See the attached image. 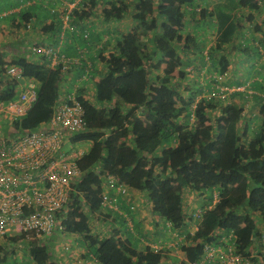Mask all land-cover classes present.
Masks as SVG:
<instances>
[{"label":"trees","instance_id":"1","mask_svg":"<svg viewBox=\"0 0 264 264\" xmlns=\"http://www.w3.org/2000/svg\"><path fill=\"white\" fill-rule=\"evenodd\" d=\"M207 1L104 0L100 13L103 20H120L130 15L140 27L117 36L107 54L104 52L110 42L108 38L103 40L97 49L103 70L89 89L75 83L62 88L65 83L60 81L70 66L62 70L61 64L48 66L49 61H33L26 54L8 60L0 51V76H7L6 80L0 78V99H12L20 89V81L6 72V64L20 65L23 77L35 80L36 100L26 114L13 121L14 126L30 128L47 120L56 99L72 90L84 107L86 128L69 138L91 145L77 161L83 173L72 184L63 223L67 232L79 234L100 264H169L163 251L149 246L137 249L129 237L115 232L100 235L93 230L94 219H103L109 208L102 194L104 174L115 176L128 187V192L133 188L143 190L151 213L170 220L175 228L186 224L185 188L200 191L218 187L220 200L204 213L191 235L195 247L190 256H199L202 241L217 227L233 228L243 246L254 240L251 214H264L263 94L255 101L260 122L253 127L252 119H244V110L251 104L243 98L246 85L236 84L245 88L224 98L215 93L216 85L221 83L217 74L224 73L230 63L225 49L229 44L239 45L235 38L245 27L243 20L250 25L259 20L251 32L260 33V44L251 49L260 53L264 48V15L260 18L264 0H216L211 7ZM97 2L79 0L67 22L70 24L71 20L83 28L81 22L93 14ZM200 13L204 17L195 23L196 29L201 30L200 37L184 33L181 27L187 25L188 17L195 18ZM18 15L21 23L28 26L30 13ZM40 29L44 33L56 29L59 33L61 22L51 20ZM147 29L152 32L148 44L135 40ZM84 30L82 43L90 35L87 29L84 35ZM210 39V44L205 45ZM56 42L59 41H52ZM191 43L196 44L193 59L188 58ZM192 61V68L198 73L207 63L211 64L210 81L201 85L193 77L194 84L189 83L182 92L177 86L178 78ZM212 90L213 95H207ZM115 194L123 196L112 189L106 193L112 206ZM238 207H243L245 213L239 214ZM10 253L13 248L0 247V264L6 262ZM26 253L23 264H63L37 238L26 241Z\"/></svg>","mask_w":264,"mask_h":264},{"label":"built area","instance_id":"2","mask_svg":"<svg viewBox=\"0 0 264 264\" xmlns=\"http://www.w3.org/2000/svg\"><path fill=\"white\" fill-rule=\"evenodd\" d=\"M77 2H66L67 6L62 13L64 22H67ZM87 33L85 31L84 35ZM30 53L42 54L50 65L61 64L62 70L68 69L70 63L80 61L79 58L66 56L59 42H34L30 45ZM5 68L20 83L25 81L20 65L9 63ZM89 76L90 73L84 77ZM216 88L218 95L224 98L234 90H243L245 86L223 88L217 84ZM36 94L35 83L28 80L23 83L16 97L0 99V120L1 115H4L7 127L18 132L12 136L0 133V247L4 248L8 243L17 245V242L25 243L34 238L45 244L42 239L52 235V232H67L63 220L67 215L72 184L83 173L77 161L91 145L87 141L72 142L69 138L71 134L86 128L84 107L77 99L75 90L56 99L47 120L30 128L14 126L13 121L26 114L36 100ZM67 140L71 142L70 147L64 149ZM102 184L105 187L102 194L109 206L112 204L106 195L108 189L123 196L128 193V187L111 174H104ZM220 198L218 187H212L204 205L193 206L185 211L184 227L189 226L187 230L179 231L170 220H165V230L170 237L173 236L168 246L179 249V246L184 245L197 230L204 213L213 208ZM237 212L243 214L245 209L238 207ZM251 217L255 224L252 242L243 246L233 228L217 227L212 230L209 238L202 241L199 256H189L183 264H264V214L252 213ZM21 234L25 237L22 235L15 240L10 239ZM149 245L161 251L162 244L158 241H152ZM68 247V244L64 246L65 249Z\"/></svg>","mask_w":264,"mask_h":264},{"label":"crops","instance_id":"3","mask_svg":"<svg viewBox=\"0 0 264 264\" xmlns=\"http://www.w3.org/2000/svg\"><path fill=\"white\" fill-rule=\"evenodd\" d=\"M71 1L72 0H0V51H4L5 57L10 60L14 59L19 54H26L28 56L30 49H27L26 46H24V43L27 42L26 39H28V42L30 41V44L34 42L52 43V41L56 39L59 41V46L66 56L71 59H80L76 64L70 63V68L68 71L64 72V76L60 81V83H65V86L62 88L64 89L68 84L73 85V83H75L80 87L83 86L85 89H89L90 87H94L95 81L100 74L99 67L104 64L103 61H100L97 58V49L102 44V36H107L108 41L110 42L109 44L112 45L115 38L124 33L128 21L126 16L120 20H103L100 13L104 0H98L93 14L81 22L83 28L79 29V23L76 25L70 20L69 24V21L64 22L62 19V13L67 6L66 2ZM3 12H5L4 15ZM21 12L30 13L29 22H27L29 27H26V25L24 26L21 23L20 16L18 15V13ZM73 14L74 12H72V16ZM51 20H55L57 23L61 22L62 29L59 30V33L58 31L56 32V29H53L51 33H44L41 31L40 27L42 24L50 22ZM84 28L85 30H89L90 35L85 43H82V37L80 36ZM245 28L247 30L245 31L241 29L237 35V39L235 38L236 45H238V41L241 42V45L239 44L236 49H238V47L247 46L249 48L244 51V54L245 52H248L250 53V56L253 57L255 51L251 49V46L253 45L252 38L251 41L249 39L250 35L252 37V32L246 24ZM2 32H8L11 33V35L3 36L1 34ZM241 35H244L245 37ZM13 42L16 43V46L14 47ZM236 53L242 58L245 56L248 58V55H244L243 51H235L232 54L237 56ZM29 55L30 56L28 57L33 61L48 62L42 54L30 53ZM254 55L255 57L258 56L257 53ZM239 63V59L233 60L232 62L230 59L226 71L222 74H217V78L224 86H236L238 83L243 84L246 80L244 85H246L247 89L243 98H248L249 102L252 103V101L254 102V100H257L259 94L264 93V72L260 73L258 69H255L254 66L250 65L248 66L250 73L243 76V73L246 72L243 71L241 68L242 66H239ZM47 64L50 66V63ZM215 72L216 71L213 72V75ZM88 73H90V76L85 78V74ZM92 73L94 74L92 75ZM1 77L3 80H6L5 77L7 76L2 75L0 78ZM240 79L243 82H241ZM24 80H32L35 82L33 79ZM25 81L20 83V88ZM206 88L208 87L206 86ZM213 93L214 91L212 90L211 92H208L207 95H213ZM215 95L219 96L218 90ZM187 190H190V188H186L184 193ZM111 193L114 194V192ZM194 193L198 195L200 202H197L196 200L195 204V200H192L191 198L190 201L184 199L185 211L190 209L189 206L192 205V202V207L206 202L210 195V190H192L191 195H194ZM114 201L115 203L113 206H109V208L106 209L107 211H105L103 219L98 221L93 218L95 220L93 230L97 231L100 235H107L111 232H115L116 235L123 238L129 237L137 249H143L150 246V242L158 241L162 244L161 251L166 253L169 264H182L184 261L186 262V258L188 259L190 256V250H194L195 243L192 238H189L184 242V245L179 246V249L174 246H168V241H170L173 236L170 237L166 232L164 227L165 220L159 218L157 214L151 213L148 198L143 190L133 188L125 196L115 194ZM186 228H189V226L179 228V231L187 230ZM67 234L72 235L73 240L75 238L74 242L79 246V248L69 246L68 249H66L68 255H72L75 258L74 264H100L96 261L87 245H83L84 241L79 234L72 232ZM71 248L74 249L72 250ZM23 258L21 259L22 261Z\"/></svg>","mask_w":264,"mask_h":264},{"label":"rangeland","instance_id":"4","mask_svg":"<svg viewBox=\"0 0 264 264\" xmlns=\"http://www.w3.org/2000/svg\"><path fill=\"white\" fill-rule=\"evenodd\" d=\"M215 1L216 0H208L207 1V6L209 5L211 7L212 3L215 2ZM263 15H264V12H261L260 13V18ZM126 17H127L126 19H127L128 22L126 24L127 27H126V30L124 31V33L127 32V31H130V30L133 31L135 29L138 31V29H139L138 27H140V25L137 26L135 24V21H133L131 19L130 15H127ZM203 17L204 16L201 13L198 14V16H196L195 18L188 17V21L186 23L187 25L184 24L183 27H181V29L183 30L184 33H189L191 35H194L196 38L200 37V35H201L200 31L201 30L196 29L195 23H196V19H203ZM258 18H259V16H258ZM242 22L244 24L248 25L250 30H251L252 26L255 28L258 25L259 20L256 19V21H254L252 25H250V23H248V21H246V20H243ZM199 23L200 24H204V23H202L200 21H199ZM197 30H198V32H197ZM243 30L246 31L247 29L244 27ZM1 34L3 36L11 35V33H8V32L7 33L2 32ZM151 35H152V32L147 29V32H143L141 35L136 37L135 40L143 42L145 44H148L147 41H148V39H149V37ZM209 35L212 36V33L209 34ZM253 35H254V37H253ZM251 38H252L253 45H257L258 46L260 44V41H259V40H261L260 33H258V32H254V34L252 33V37H251V35L249 36L250 41H251ZM6 41H7V39H6ZM26 41L27 42L24 43V46H26L27 49H30V45H31L30 41L28 42V39H26ZM211 41H212V39L207 41L205 43V45L208 46ZM102 42H103V39H102ZM112 43L114 44L115 41H113ZM238 43L241 44L240 41H238ZM14 46H16V43L13 42V47ZM189 46H190V51L188 50V53H189L188 58H192L193 59V54H194L193 52H196V49H195L196 44L195 43H191V45H189ZM111 49H112V45L110 44V46L105 50L104 53L107 54V52L109 50H111ZM263 50H264V48L261 49L262 52H263ZM203 51L206 52V49H203ZM225 51L226 52L228 51V54L230 55L231 62L233 60H238V59L240 60L239 66H242L241 68L243 69L244 72H246V73H243V76H246L248 73H250V69L248 68V66H250V65L254 66L255 69H258V71L260 73L264 72V53H262L261 51H259L260 53L254 52L253 53V57L250 56V53L245 52V54L248 55V58L246 56L242 58L237 53H236L237 56H234L232 53H234L235 51H243V54H244V51H245L243 49V47H238V49H236V46L234 44L233 45L230 44L229 46H227ZM255 53H257V55H258L257 57H255V55H254ZM157 54H159L161 56V54L159 52ZM194 63H195V61H192L191 64L186 67L187 68L186 71H189V73L184 71L183 75H181V77L178 78L179 84H177V86L182 92H185L183 90H184V88L189 86L188 85L189 83L194 84L193 77H197L198 78V83L201 84V85H204L205 82L210 81V79H209L210 78L209 77L210 76V69H209L208 65H211V64L207 63L208 65L207 66H203V69H201L202 71L200 73H198L196 68H194V69L192 68ZM98 65H99V63H98ZM99 68H100V72H102L103 66H101ZM179 68H182V66L179 65ZM191 75H192V77H191ZM240 77H242V76H240ZM206 79H207V81H206ZM245 81L243 82L241 80V82H243V84L245 83ZM175 82H177V79L175 80ZM0 85H1V83H0ZM220 85L223 88L226 87V86L222 85L221 83H220ZM254 102H255V100H254ZM254 102L252 101V103L249 104V107L246 106V108L244 110V113H245L244 119L245 120L252 119V126L253 127H258V123L260 122L259 106H258V103L256 104ZM7 124L8 123L6 122V119H5L4 115H1V120H0V133L1 134L6 135V136H12V135H15L16 133H18L13 128L7 127ZM70 143L71 142L69 140H67L64 143L63 148L64 149H68L70 147ZM191 192H192L191 189L185 191V193L183 194L185 196L184 199L189 200V201L191 199L195 200V202H194L195 204H196V200H197V202H200L198 195L196 193H194V195H191ZM204 203H201V205H204ZM192 205H193V202H192ZM192 205L189 206L190 209L192 208ZM67 233H69V232H65V233H62V234H59V233L56 234L55 232H52V235H50L48 237H44L42 239V242H44L45 243L44 245H46L47 248L50 250L51 256H53V258L59 259L63 264H74L75 263V258L72 255H68V251L64 248V246L66 244H68V246H71V247L74 246V248H79V246H77V244L74 242L75 238L73 240V236L69 235ZM55 243H57L56 246H53V245H55ZM16 244L17 245H14L13 243H8L7 244V246H6L7 248H13V253L9 254L5 264L6 263H13V264H15V263L16 264H23L24 263V261H22L21 259L24 256L26 257V255H27V253H26V242L24 243V242L20 241L19 244H18V242ZM83 245L86 246L85 243H83ZM74 248H71V249L73 250Z\"/></svg>","mask_w":264,"mask_h":264},{"label":"clouds","instance_id":"5","mask_svg":"<svg viewBox=\"0 0 264 264\" xmlns=\"http://www.w3.org/2000/svg\"><path fill=\"white\" fill-rule=\"evenodd\" d=\"M104 39L103 40H105L106 38H107V36H105V37H103ZM185 190V189H184ZM184 194V193H183ZM183 197H184V195H183ZM185 204V203H184ZM185 208V207H184ZM69 233H71V232H69Z\"/></svg>","mask_w":264,"mask_h":264}]
</instances>
